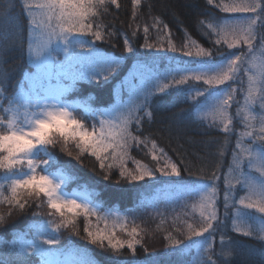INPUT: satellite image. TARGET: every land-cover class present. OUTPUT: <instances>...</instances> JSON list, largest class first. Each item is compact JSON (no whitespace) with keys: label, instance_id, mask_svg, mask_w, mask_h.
Listing matches in <instances>:
<instances>
[{"label":"snow or ice","instance_id":"snow-or-ice-1","mask_svg":"<svg viewBox=\"0 0 264 264\" xmlns=\"http://www.w3.org/2000/svg\"><path fill=\"white\" fill-rule=\"evenodd\" d=\"M206 3L225 14L209 16L207 23L199 22L212 48L200 45L187 31L185 42L177 46L168 25L153 17L152 25L145 24L142 29V47L153 53L146 59L134 43L140 25L129 23L132 31L123 32L120 55L105 54L96 45V41L110 39L122 31L110 11L113 6L121 9L120 0H23L27 36L10 27L0 38V53L17 44L24 50L26 42L27 62L35 72H26L19 90L6 95L3 85L7 73L0 69V205L9 209L6 214L0 213V227L13 210L24 212L32 201L40 209L46 207L50 219L33 221L27 231L17 233L8 243L7 255L14 259H0V264H99L80 249L72 248L70 242H61L64 230L80 235L77 221L81 217L85 220L83 238L114 256L113 264H122L124 248L133 256L137 245L149 256L156 254L149 253L137 227L129 229L127 216L119 212L102 214V205L88 191L65 193L63 189L71 179L67 166L50 169L57 159V148L69 157L74 155V148L77 161L82 163L83 156L94 158L104 180L111 178L113 169L118 170L117 182L126 183L154 180L158 175L181 176V167L144 131V124L152 120L154 98L168 95L170 90L191 102L195 118L202 124L210 118L206 126L226 134L223 142L212 141L219 156H223L235 131V117L240 118L243 130L235 141L232 163L224 177L225 215L234 209L232 230L264 242V0ZM131 6V19L135 21L141 15L142 0H131ZM152 7L147 5L149 14ZM106 16H112L108 24L104 22ZM151 28L157 32L155 43L149 40ZM232 49L238 51H229ZM130 58L136 59L135 70L119 85L128 87L126 101L117 99L107 108H92L66 98L76 81L107 83ZM165 60L168 63L161 69L160 62ZM64 81L72 83L65 85ZM236 85L243 90L242 105ZM233 105L237 106L235 114ZM77 110L83 115L78 116ZM85 118L91 123H86ZM134 147L150 157L148 163L132 156ZM129 162L133 168L128 167ZM92 170L95 172L96 167ZM219 171V163L213 170L201 168L203 181L182 187L185 194L198 197V201L183 205L191 207L192 213L174 218L173 223H181L184 230L176 229L178 236H165V248L170 254L184 255L197 249L193 264H232L233 254H239L236 242L225 240L226 233L220 236L218 253L213 246L215 234L223 228L217 206ZM237 185L243 195L236 194ZM184 215H192L194 222L183 220ZM101 222L104 228L99 226ZM117 229L128 239H120ZM33 256L38 259L33 260ZM147 264L158 261L149 260Z\"/></svg>","mask_w":264,"mask_h":264},{"label":"trees","instance_id":"trees-1","mask_svg":"<svg viewBox=\"0 0 264 264\" xmlns=\"http://www.w3.org/2000/svg\"><path fill=\"white\" fill-rule=\"evenodd\" d=\"M219 2V0H214ZM228 2V0H225ZM23 0H0V38L6 34L10 27H15L18 31L27 36L28 20L26 19L25 10L22 7ZM122 5L120 10L110 8L111 13L117 17L115 25L122 29L116 36L104 40L96 41V45L105 54L120 55L123 52V32L131 33L132 29L128 27L129 23L133 26L140 25V31L134 38L137 51L150 59L153 55L151 50L142 47L144 43L143 26L153 23V17H159L168 25L172 33V41L180 46L185 42V31L193 40L203 45L205 48H212V43L206 39L200 30V21L207 23L209 16L221 17L225 14L218 9L206 3V0H142L141 15L135 20L131 19V0H120ZM152 4L151 14L147 11V5ZM112 21V16H106L104 22L108 24ZM123 22V23H121ZM157 32L154 28L150 29L149 40L156 42ZM27 44H24V50L17 44L14 47L0 53V69L7 73L4 81L6 95L15 94L20 88V81L24 79V74L35 72V68L27 62L26 54ZM237 52V49L229 50ZM246 51V49H245ZM167 61H161L160 67H166ZM136 59H125L117 73L110 76L107 83L100 85L95 82L78 80L70 87L66 98L77 103L90 105L92 108H107L116 103L117 99L126 101L129 96L127 86H119L120 81L128 77L135 70ZM137 83L138 80H134ZM65 85H71V81H64ZM238 88L237 99L243 103V90ZM27 87V84H25ZM115 89V92L113 91ZM6 104V101H5ZM236 105H233L232 112L235 114ZM77 115H83L81 110H77ZM195 113L191 102H185L182 95L176 90H170L168 95L154 98L153 116L151 123L144 124V131L155 139L159 147H163L168 155L178 166L181 167V176L163 177L157 179L137 182H117L119 180L118 170H112V176L109 180H104L99 175L98 164L94 158L83 156L81 161H77L75 149L72 148L74 155L67 156L65 153L56 151V161L51 167L55 171L56 167L67 166L68 174L71 179L65 186L66 191L78 190L88 191L93 194L94 198L102 205L101 213L119 212L128 217L129 229L133 226L141 231L143 244L147 246L149 253L155 252L154 256L145 253L140 245H137L135 256L130 250L124 248L123 255L120 257L122 264H147L149 260H156L158 264H193L197 257L198 250L193 248L190 253L184 255L170 254L165 245L167 241L165 236L171 233L178 236L176 229L184 230L181 223H173L176 215L181 213H192L191 207H183L187 202L193 204L198 201V197L185 194L182 187L199 183L203 181L200 169L206 171L213 170L217 163L220 165L219 177H223L229 165L232 163V152L235 149V141L238 133L242 131L243 125L237 116L234 119L235 131L229 137L230 143L226 146L223 156L218 155V147L212 141L223 142L225 135L216 127L209 128L206 125L210 123V118L202 124L195 118ZM86 123H91L89 118H85ZM132 156L148 163L150 157H145L144 153L137 148H133ZM96 167L94 172L92 169ZM129 168L134 165L129 162ZM172 181L173 183H165ZM43 200L44 198L41 197ZM7 205H0V213L8 212ZM47 208L40 209L35 201L31 202V207H26L24 212L13 210V215L7 219V223L0 227V259H14L7 255L9 252L8 243H10L17 233L27 231L33 221L44 222L50 217L47 215ZM34 212L40 213L33 215ZM159 213V215H157ZM198 219V210L195 213ZM232 220V214H229ZM183 220L193 223L192 215H184ZM135 221L133 225L131 221ZM80 228V235H73L70 230H64L61 242L68 243L72 248L80 249L86 257H92L99 264H113L115 259L110 253L105 252L83 237L85 233L83 228L85 220L83 217L77 221ZM92 222L96 223V217H92ZM104 228V223L99 225ZM226 233L225 240L231 239L238 245L237 253L233 254L232 264H264V242L254 237H246L232 230V223L226 221L222 231L215 234L214 249L220 251V236ZM116 235L120 239H128L126 233L117 229ZM179 238H183L182 236ZM36 260L35 256L32 257ZM213 259H216L213 256Z\"/></svg>","mask_w":264,"mask_h":264},{"label":"rangeland","instance_id":"rangeland-1","mask_svg":"<svg viewBox=\"0 0 264 264\" xmlns=\"http://www.w3.org/2000/svg\"><path fill=\"white\" fill-rule=\"evenodd\" d=\"M240 104L242 105L243 103H240ZM238 135H239V133H238ZM226 173H227V171H226ZM225 175L226 174H224L223 177H220V180L217 182L218 183V188H219V193H220L219 199L217 201V206H218V211H219V218L223 222V225L226 224V221L232 223V220L229 218V214H232L233 215V212H234V209H232V210H230L228 212L227 216L225 215V207H224V199H223L224 194H225V191H226V185L224 183V177H225ZM253 175H257L258 176L259 173L253 172ZM236 189H237V192H236L237 195H243L244 194L243 192L239 191V189H240V186L239 185L236 186ZM63 191L65 193H71L73 190L72 191H66L65 190V187H64ZM76 191H78V190H76ZM109 225H111V221H109ZM205 236H207V233L205 234ZM219 241H220V239H219Z\"/></svg>","mask_w":264,"mask_h":264}]
</instances>
